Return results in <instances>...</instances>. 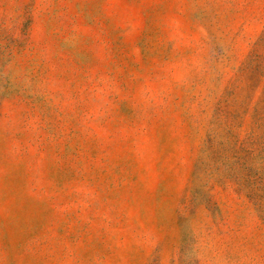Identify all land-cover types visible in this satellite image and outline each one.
Listing matches in <instances>:
<instances>
[{"label":"rangeland","instance_id":"rangeland-1","mask_svg":"<svg viewBox=\"0 0 264 264\" xmlns=\"http://www.w3.org/2000/svg\"><path fill=\"white\" fill-rule=\"evenodd\" d=\"M0 264H264V0H0Z\"/></svg>","mask_w":264,"mask_h":264}]
</instances>
